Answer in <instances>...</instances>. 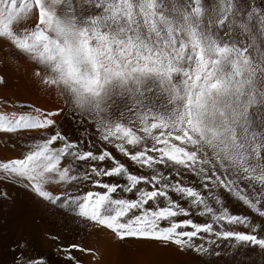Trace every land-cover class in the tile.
Returning a JSON list of instances; mask_svg holds the SVG:
<instances>
[{"label":"snow or ice","instance_id":"1","mask_svg":"<svg viewBox=\"0 0 264 264\" xmlns=\"http://www.w3.org/2000/svg\"><path fill=\"white\" fill-rule=\"evenodd\" d=\"M21 58L63 104L0 75V134H33L0 180L61 214L60 264L96 257L86 229L192 257L173 264L264 253V0H0V68Z\"/></svg>","mask_w":264,"mask_h":264},{"label":"bare ground","instance_id":"2","mask_svg":"<svg viewBox=\"0 0 264 264\" xmlns=\"http://www.w3.org/2000/svg\"><path fill=\"white\" fill-rule=\"evenodd\" d=\"M29 69L30 65L23 58L19 69L0 68V75H4L9 82L6 94L42 108L60 106L61 102L53 93L41 92L30 83ZM32 140V133L0 134V157L18 156ZM0 190L7 194L6 199H0V264H16L15 258L19 255L37 254L45 256L48 264H60L54 244L45 239L44 234L46 231L64 234L65 224L61 222V214L55 210L38 209L32 196L12 183L0 180ZM21 241L25 244L22 249L16 247ZM83 242L85 247L96 252L95 258L90 253L83 254V264H173L174 261L192 260L189 256H176L171 248L166 249L156 243L129 239L127 243L119 244L104 233L97 234L90 229L85 230ZM227 245L228 242H224V246ZM244 251L243 264H264V253L258 249Z\"/></svg>","mask_w":264,"mask_h":264},{"label":"clouds","instance_id":"3","mask_svg":"<svg viewBox=\"0 0 264 264\" xmlns=\"http://www.w3.org/2000/svg\"><path fill=\"white\" fill-rule=\"evenodd\" d=\"M50 91H51V93H53L56 96L57 100L60 101L61 104H63V100L62 99H59V96H58L56 90L53 88Z\"/></svg>","mask_w":264,"mask_h":264}]
</instances>
